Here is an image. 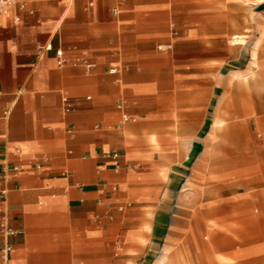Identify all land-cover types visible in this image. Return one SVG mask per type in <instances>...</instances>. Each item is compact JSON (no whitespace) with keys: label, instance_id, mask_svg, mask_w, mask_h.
I'll return each mask as SVG.
<instances>
[{"label":"crops","instance_id":"obj_1","mask_svg":"<svg viewBox=\"0 0 264 264\" xmlns=\"http://www.w3.org/2000/svg\"><path fill=\"white\" fill-rule=\"evenodd\" d=\"M185 6L191 0H19L0 13V264H264V242L256 235L264 159L263 172L259 166L251 176L243 171L230 185L246 192L203 193L202 235H195V210L185 205L195 198L179 193L190 157L212 160L225 121L218 104L216 126L210 123L211 94L204 91L192 126L164 130L169 112L157 90L165 88L159 76L165 65L148 64V47L166 39L149 26L168 25L169 10ZM195 35L171 34L173 41L204 46L183 53L173 67L184 68L183 76L203 72V87L211 88L213 36L210 30ZM257 99L264 105V91ZM256 110L264 130V108ZM165 136L177 140L164 144ZM191 138L181 156L180 143ZM110 152L119 159L105 158ZM169 152L177 171L167 175L164 189ZM7 227L18 233L7 235ZM204 233L208 240L197 246Z\"/></svg>","mask_w":264,"mask_h":264},{"label":"rangeland","instance_id":"obj_2","mask_svg":"<svg viewBox=\"0 0 264 264\" xmlns=\"http://www.w3.org/2000/svg\"><path fill=\"white\" fill-rule=\"evenodd\" d=\"M184 4L188 5L187 2ZM203 14L211 16V24H204L207 18L205 19ZM168 15V25L149 26V31L161 33V37L166 40L150 42L148 47V64L164 63L165 65V71L159 72L165 88L157 90L159 94L164 95V108L169 112L168 119L164 122V130L174 132L180 129V132L183 133L186 131V129H182L183 124L192 126L195 123L193 121V112H195L193 106L202 102L206 95L204 91H210L211 94L210 123L215 125L218 104L222 105L221 114L225 118V121L218 124V126H222L224 133L223 136L217 137L212 146V160L202 162L200 153L190 157L189 162L192 161L193 164H191L192 162L188 163L190 166L185 170L187 173L184 174L183 185L179 190L180 194H190L195 198L193 201H186L185 205L186 208L189 207V210H195V235H202L201 228L205 223L202 210L208 204L207 201H203L205 198L203 193L220 192L228 195L235 191L246 192L243 187L235 189V187L230 188V185L241 181L239 179H241L243 171L251 176L253 169H257L259 166L260 171L263 172L264 130H260L257 123L258 116L254 112L258 108H264V105L257 104V93L264 91V0H244L243 2L191 0L190 8L185 6L178 10L170 9ZM223 17L227 18V24L220 23ZM209 30L213 36L209 43L212 86L204 88L203 72L200 76H183L186 74L184 68L173 67L174 62L182 60L183 53L203 51V42L191 39L173 41L171 34L175 38L177 33L182 36L187 32H195L194 38H196L199 36L198 34L207 33ZM236 35L243 36L244 41L236 44L234 40ZM156 44L164 46L160 49ZM172 45L173 47H171ZM162 51L169 52L168 57L162 58L160 56ZM193 73H197V71H193ZM156 74L149 72L148 79H155ZM199 82L202 84L200 85ZM216 84H220V87H217ZM195 108L199 110V107ZM197 116L206 119L209 117L207 112L206 114L197 112ZM182 119L191 121L184 123ZM162 140H164V144H172L176 142L177 138L165 136ZM178 140L181 139L178 138ZM191 140L192 138L189 139V142L180 143L181 156L182 152L187 156ZM199 159H201L200 162ZM163 160L166 172L164 189H166L167 175L177 169L171 168L175 161L172 152L167 153ZM220 180L225 182H220ZM195 194L196 196H194ZM252 208L254 207L251 206L250 209L252 210ZM260 213L259 223L262 226L256 235L259 234L261 242H264V212L260 209ZM212 218L214 219V217ZM217 218L220 216L218 215ZM203 235L202 239L195 240L197 246L201 244V241L208 240L209 234L204 233ZM244 239L245 243L251 242V239ZM234 245L235 242L231 244V246Z\"/></svg>","mask_w":264,"mask_h":264},{"label":"built area","instance_id":"obj_3","mask_svg":"<svg viewBox=\"0 0 264 264\" xmlns=\"http://www.w3.org/2000/svg\"><path fill=\"white\" fill-rule=\"evenodd\" d=\"M19 0H0V13H5V12H7L8 11V9H9V7L12 5V4H14V3H16V2H18ZM49 49H52V47L51 46H49L48 47ZM57 55L60 57V56H62V52L60 51V50H58L57 51ZM64 63V61L63 60H60L59 61V64H63ZM94 67V64H87V68L88 69H91V68H93ZM111 74H116L117 72H118V70L116 69V68H114V69H112L111 71ZM90 98V97H89ZM88 98V99H89ZM63 101H64V104H65V110L67 111V112H70L72 109H73V105H72V102L70 101V99L68 98V97H65L64 99H63ZM118 108L119 109H122L123 108V105L122 104H119L118 105ZM123 120L125 121V122H128L129 120H130V118L127 116V115H124L123 116ZM104 157L105 158H107V159H111V160H113V161H117L118 159H119V154L117 153V152H110V153H106V154H104ZM120 168V165H116V169L118 170ZM5 229V231H6V234L7 235H14V234H17L18 232L17 231H15V230H12V229H10V228H4ZM11 251V247L10 246H6L5 248H4V250H3V252L5 253V255H8L9 254V252Z\"/></svg>","mask_w":264,"mask_h":264},{"label":"bare ground","instance_id":"obj_4","mask_svg":"<svg viewBox=\"0 0 264 264\" xmlns=\"http://www.w3.org/2000/svg\"><path fill=\"white\" fill-rule=\"evenodd\" d=\"M234 40H235V43L237 44V43H241V42H243V41H244V38H243V36H241V35H236V36L234 37Z\"/></svg>","mask_w":264,"mask_h":264}]
</instances>
